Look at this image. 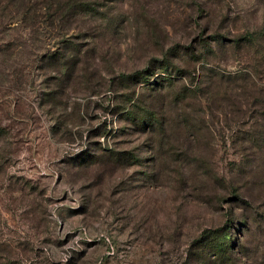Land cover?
Segmentation results:
<instances>
[{"label": "rangeland", "instance_id": "rangeland-1", "mask_svg": "<svg viewBox=\"0 0 264 264\" xmlns=\"http://www.w3.org/2000/svg\"><path fill=\"white\" fill-rule=\"evenodd\" d=\"M90 4L0 0V264H264V0Z\"/></svg>", "mask_w": 264, "mask_h": 264}, {"label": "trees", "instance_id": "trees-1", "mask_svg": "<svg viewBox=\"0 0 264 264\" xmlns=\"http://www.w3.org/2000/svg\"><path fill=\"white\" fill-rule=\"evenodd\" d=\"M44 4L48 8H52L55 10L56 14H65L68 12L76 13V12H82V11H88V10H94V6L90 4V0H42ZM65 16V15H64ZM219 36V35H218ZM217 42H220V38H216ZM157 67H151L148 66L146 69L136 71L134 74L131 76H136V78L141 79L140 82H143L144 85L148 86V88H157L159 86L164 85L166 82L168 85L172 84L174 81V77H172L171 73H168L167 75L161 74L159 76L156 75V78L154 80L151 79V77L148 75L149 73L152 74L153 76L155 75V70H163L169 72V64L165 59L159 60L156 62ZM178 69V68H177ZM178 75L182 74V70L178 69L177 71ZM126 75V76H125ZM123 77H129L127 74H122ZM164 80V81H163ZM125 108V107H124ZM122 108L120 112L121 116L126 119L129 118L134 119L136 118V114L133 113L131 110L124 109ZM139 123H137L138 126H140L142 129H147L149 130L148 132L151 133H156L158 132L161 128H164V124L161 120V118L156 115V113L151 112L150 117H141L140 119H137ZM136 119L134 122L137 121ZM2 131H4L3 127H0V135H2ZM212 236L213 241L211 244V241H209V250H216V254H219L221 252H226L227 251V240L229 239V234L227 231H218V232H210L204 236L205 241L207 242L209 238ZM222 256V255H220ZM230 260L228 262H234L233 256L229 257Z\"/></svg>", "mask_w": 264, "mask_h": 264}]
</instances>
